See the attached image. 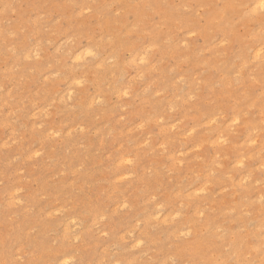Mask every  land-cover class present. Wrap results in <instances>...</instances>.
<instances>
[{"label":"rangeland","instance_id":"obj_1","mask_svg":"<svg viewBox=\"0 0 264 264\" xmlns=\"http://www.w3.org/2000/svg\"><path fill=\"white\" fill-rule=\"evenodd\" d=\"M258 1L0 0V264H264Z\"/></svg>","mask_w":264,"mask_h":264},{"label":"snow or ice","instance_id":"obj_2","mask_svg":"<svg viewBox=\"0 0 264 264\" xmlns=\"http://www.w3.org/2000/svg\"><path fill=\"white\" fill-rule=\"evenodd\" d=\"M259 10L261 15H264V0H260L259 4L256 6ZM262 52H264V49H262ZM91 55V53H89ZM234 123H239V121H234Z\"/></svg>","mask_w":264,"mask_h":264},{"label":"bare ground","instance_id":"obj_3","mask_svg":"<svg viewBox=\"0 0 264 264\" xmlns=\"http://www.w3.org/2000/svg\"><path fill=\"white\" fill-rule=\"evenodd\" d=\"M259 1H260V0H259ZM259 1H258V2H259ZM256 6H257V4H256ZM262 48H264V47H262ZM257 49H260V48H257ZM260 50H261V49H260ZM260 50H259V51H260ZM85 51H86V50H85ZM87 52H89V50H88ZM256 52H257V50H256ZM256 52L253 53V54H257V53H258L257 55H259V52H257V53H256ZM257 55H256V57H257ZM254 57H255V56H254ZM256 57H255V58H256ZM65 259H66V258H65Z\"/></svg>","mask_w":264,"mask_h":264}]
</instances>
